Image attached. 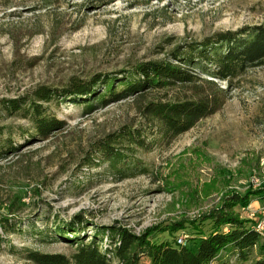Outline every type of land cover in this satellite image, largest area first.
<instances>
[{
	"label": "rangeland",
	"instance_id": "1",
	"mask_svg": "<svg viewBox=\"0 0 264 264\" xmlns=\"http://www.w3.org/2000/svg\"><path fill=\"white\" fill-rule=\"evenodd\" d=\"M258 25H264V0H0V218L11 215L16 223L11 232L0 226V264H34L27 256L35 250L73 256L76 245L56 230L79 221L82 234L104 226L142 234L169 220L195 218L229 191L262 187L264 66L233 81L222 110L116 168L90 165L95 145L123 128L147 124L143 107L174 100L181 88L93 108L74 99L42 103L47 115L65 122L49 139L36 134L23 111L8 109L13 101L34 98L41 87L63 91L73 79L96 75L115 80L121 91L137 66L168 60L186 42ZM136 158L149 173L134 164ZM248 209L261 214L264 198L253 197ZM238 212L251 220L242 207ZM203 227L210 233L212 222ZM165 235L193 237L191 231ZM213 264L250 263L228 250Z\"/></svg>",
	"mask_w": 264,
	"mask_h": 264
},
{
	"label": "trees",
	"instance_id": "2",
	"mask_svg": "<svg viewBox=\"0 0 264 264\" xmlns=\"http://www.w3.org/2000/svg\"><path fill=\"white\" fill-rule=\"evenodd\" d=\"M175 63L180 64L177 66ZM264 66V25L249 26L238 31H221L203 40L186 42L171 54L168 60L147 62L137 66L117 91L115 80L96 75L89 80L73 79L63 91L41 87L35 97L16 100L8 105L12 112L23 111L34 124L36 134L44 139L64 127L57 116L47 115L42 103L55 98L83 100L93 108L117 102L127 97L156 89L181 88V95L167 102H151L143 107L147 124L140 128L126 127L111 134L95 145L91 166L109 163L111 167L128 164L139 151H150L156 142L171 143L192 130L226 105L233 91V81L250 69ZM211 79H208L207 77ZM216 79L226 81L222 88ZM112 82V84H111ZM102 87L104 90L101 91ZM27 105V106H26ZM14 152L15 150H10ZM8 152H2L5 157ZM134 164L142 173L148 167L137 159ZM253 197L264 198V185L246 193L229 191L221 203L195 218L169 220L142 234L127 227H98L93 234H82V221L68 228H57L60 238L76 245L73 256L43 253L35 250L28 254L34 264H139L143 256L151 264H213L223 252H236L239 260L250 264H264V236L252 220L240 216L238 208L251 205ZM211 221L213 228L206 234L203 224ZM6 232L16 230L11 215L0 218ZM191 231L193 237L181 245L173 236ZM164 235L163 236H160ZM91 235V236H90ZM104 242L108 245L103 247Z\"/></svg>",
	"mask_w": 264,
	"mask_h": 264
},
{
	"label": "built area",
	"instance_id": "3",
	"mask_svg": "<svg viewBox=\"0 0 264 264\" xmlns=\"http://www.w3.org/2000/svg\"><path fill=\"white\" fill-rule=\"evenodd\" d=\"M260 213L263 214V215L260 216L261 214H259L257 216L256 212H251V211H249L248 208H243V214L247 215L248 217H250L251 220L255 219V221H257L255 223L256 227H257V230L260 232V234L262 236H264V209L261 210ZM178 243L181 244V245H185L187 243V240L185 239L184 236H180L179 239H178Z\"/></svg>",
	"mask_w": 264,
	"mask_h": 264
},
{
	"label": "bare ground",
	"instance_id": "4",
	"mask_svg": "<svg viewBox=\"0 0 264 264\" xmlns=\"http://www.w3.org/2000/svg\"><path fill=\"white\" fill-rule=\"evenodd\" d=\"M139 264H146L145 256H143V257L140 259Z\"/></svg>",
	"mask_w": 264,
	"mask_h": 264
}]
</instances>
